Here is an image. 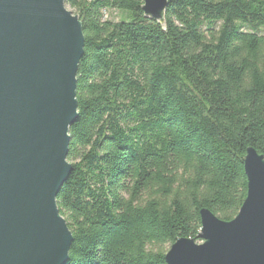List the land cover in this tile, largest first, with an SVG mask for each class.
Here are the masks:
<instances>
[{"label":"trees","instance_id":"1","mask_svg":"<svg viewBox=\"0 0 264 264\" xmlns=\"http://www.w3.org/2000/svg\"><path fill=\"white\" fill-rule=\"evenodd\" d=\"M85 38L73 173L57 196L67 264H167L202 209L232 221L247 150L264 155V0H65ZM117 10L119 22L104 19Z\"/></svg>","mask_w":264,"mask_h":264},{"label":"water","instance_id":"2","mask_svg":"<svg viewBox=\"0 0 264 264\" xmlns=\"http://www.w3.org/2000/svg\"><path fill=\"white\" fill-rule=\"evenodd\" d=\"M169 0H144L165 24ZM85 38L65 0H0V264H67L73 244L57 196L73 173ZM247 197L229 222L202 209L200 243L180 239L167 264H264V155L244 158Z\"/></svg>","mask_w":264,"mask_h":264},{"label":"rangeland","instance_id":"3","mask_svg":"<svg viewBox=\"0 0 264 264\" xmlns=\"http://www.w3.org/2000/svg\"><path fill=\"white\" fill-rule=\"evenodd\" d=\"M75 14V10L68 8ZM124 15L117 10H107L104 12V19L112 22H119ZM200 243V242H199Z\"/></svg>","mask_w":264,"mask_h":264}]
</instances>
